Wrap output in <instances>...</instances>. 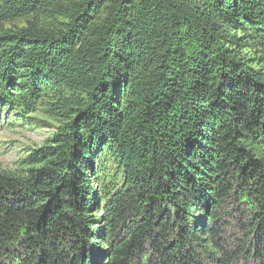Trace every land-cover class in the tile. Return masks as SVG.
Segmentation results:
<instances>
[{"label": "trees", "instance_id": "1", "mask_svg": "<svg viewBox=\"0 0 264 264\" xmlns=\"http://www.w3.org/2000/svg\"><path fill=\"white\" fill-rule=\"evenodd\" d=\"M263 66L264 0H0V87L65 117L28 178L0 174V264L259 255ZM106 156L121 184L97 190Z\"/></svg>", "mask_w": 264, "mask_h": 264}, {"label": "rangeland", "instance_id": "2", "mask_svg": "<svg viewBox=\"0 0 264 264\" xmlns=\"http://www.w3.org/2000/svg\"><path fill=\"white\" fill-rule=\"evenodd\" d=\"M7 26L22 28L25 20ZM22 81L23 79L18 84L0 87V174L18 179L28 178L36 166L31 161L32 156L47 147L50 139L65 123V117L52 110V104L57 101L53 88L43 89V98L36 105H28L21 96L24 88L20 85ZM102 161L98 164L103 170L95 181L96 189L113 184L120 185L122 175L114 161L107 156ZM254 194L244 204V210L253 206ZM228 226L226 236L230 240H242L244 236L241 227L232 221ZM257 251L259 255L251 248L250 253L235 264H264V249L259 248Z\"/></svg>", "mask_w": 264, "mask_h": 264}]
</instances>
